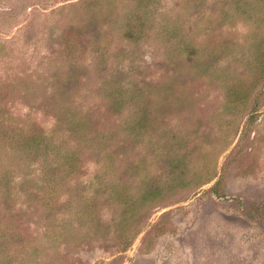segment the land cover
Instances as JSON below:
<instances>
[{
  "label": "rangeland",
  "instance_id": "374dc122",
  "mask_svg": "<svg viewBox=\"0 0 264 264\" xmlns=\"http://www.w3.org/2000/svg\"><path fill=\"white\" fill-rule=\"evenodd\" d=\"M0 264H264V0H0Z\"/></svg>",
  "mask_w": 264,
  "mask_h": 264
}]
</instances>
